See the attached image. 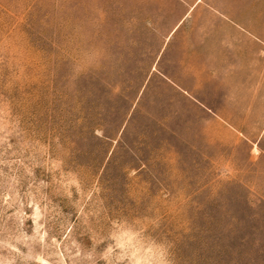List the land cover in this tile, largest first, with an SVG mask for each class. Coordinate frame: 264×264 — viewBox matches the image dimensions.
<instances>
[{
  "label": "rangeland",
  "instance_id": "rangeland-1",
  "mask_svg": "<svg viewBox=\"0 0 264 264\" xmlns=\"http://www.w3.org/2000/svg\"><path fill=\"white\" fill-rule=\"evenodd\" d=\"M0 264H264V0H0Z\"/></svg>",
  "mask_w": 264,
  "mask_h": 264
}]
</instances>
